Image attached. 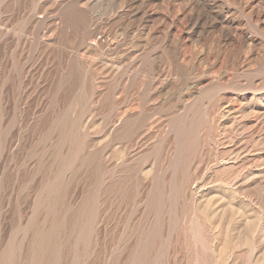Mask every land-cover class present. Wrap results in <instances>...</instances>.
Instances as JSON below:
<instances>
[{
  "label": "rangeland",
  "instance_id": "obj_1",
  "mask_svg": "<svg viewBox=\"0 0 264 264\" xmlns=\"http://www.w3.org/2000/svg\"><path fill=\"white\" fill-rule=\"evenodd\" d=\"M0 264H264V0H0Z\"/></svg>",
  "mask_w": 264,
  "mask_h": 264
}]
</instances>
